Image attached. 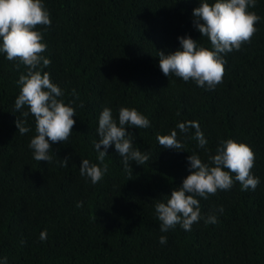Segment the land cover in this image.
<instances>
[{
  "label": "trees",
  "instance_id": "obj_1",
  "mask_svg": "<svg viewBox=\"0 0 264 264\" xmlns=\"http://www.w3.org/2000/svg\"><path fill=\"white\" fill-rule=\"evenodd\" d=\"M43 3L52 23L37 29L51 61L42 72L63 90L59 99L74 101L76 123L67 141L52 143L50 163L36 161L29 148L35 118L23 116L27 106L15 109L16 81L26 68L17 69L18 61L0 52V264L4 258L6 264H264V0L249 9L261 17L251 42L223 54L226 71L215 89L166 77L159 66V51L181 48L178 37L211 48L194 24L200 0ZM122 106L150 121L148 128L126 126L133 147L148 153L149 161H130V176L113 145L104 161L108 171L92 184L80 174L82 159L99 164V115L109 107L118 122ZM17 119L26 121L28 133H19ZM187 121L199 124L207 151L193 138L195 129L179 132L177 124ZM173 129L184 150L159 145L157 136ZM229 138L255 153V191L234 182L230 190L197 197L201 214H214L216 224L202 219L190 231L177 225L161 232L155 204L182 186L191 171L188 156L208 163ZM162 235L166 244L159 242Z\"/></svg>",
  "mask_w": 264,
  "mask_h": 264
},
{
  "label": "clouds",
  "instance_id": "obj_2",
  "mask_svg": "<svg viewBox=\"0 0 264 264\" xmlns=\"http://www.w3.org/2000/svg\"><path fill=\"white\" fill-rule=\"evenodd\" d=\"M256 6V0H200L198 7L193 9L194 24L211 44V48L197 43L191 36L178 37L181 48L165 55L159 51V66L166 77L174 74L187 82L195 81L199 87L215 89L223 82L226 60L223 54L238 51L242 45L250 43L255 35L256 24L261 17L250 8ZM50 13L43 0H0V52L6 54L9 61H18L17 69L23 65L26 72H21L16 84L20 91L15 99V109L27 117L35 118L36 134L31 138L29 148L33 150V158L40 161H52V143L65 142L70 137L76 121L73 119L74 101L65 104L62 99L63 90L52 82L50 74L42 72L51 64L43 53L47 45L43 32L51 26ZM73 95L76 96L75 90ZM83 108V103L80 104ZM179 115V113H178ZM16 127L21 135L30 131L26 121L17 119ZM126 126L137 129L150 127L149 119L135 108L121 107L118 112V122L113 118L112 109L104 107L99 115L97 133L98 142L94 143L99 164L82 159L80 174L87 176L92 184L102 180L108 171L104 162L107 149L114 145L122 157L124 169L132 174L130 161L144 165L149 161V154L133 147L132 132ZM181 134H188L189 129H195L193 138L198 146L206 149L208 140L196 121L179 122L176 126ZM159 145L167 149L184 150V144L178 139V133L173 129L170 134L158 135ZM51 141V143H50ZM103 146V150H101ZM69 158L61 161L67 166ZM205 163L193 153L188 156L190 174L184 178L182 186L173 189L166 202H157L155 212L160 221V231L168 232L180 225L185 231H190L194 223L202 219L205 225L216 224L214 214L203 216L200 201L197 197L207 199L218 190L227 191L239 182L242 190L255 191L260 183L259 177L253 175L255 153L249 145L226 139L220 142L215 155H210ZM102 165V167H101ZM82 202L77 207H82ZM223 212V208L219 209ZM40 240L47 239V231L40 233ZM161 244L167 243L166 236H160ZM21 243H24L21 241ZM3 264H6L4 258Z\"/></svg>",
  "mask_w": 264,
  "mask_h": 264
}]
</instances>
